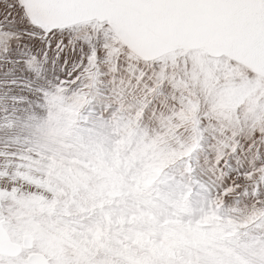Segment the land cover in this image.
<instances>
[{"label":"snow or ice","instance_id":"snow-or-ice-1","mask_svg":"<svg viewBox=\"0 0 264 264\" xmlns=\"http://www.w3.org/2000/svg\"><path fill=\"white\" fill-rule=\"evenodd\" d=\"M0 264H264V0H0Z\"/></svg>","mask_w":264,"mask_h":264}]
</instances>
